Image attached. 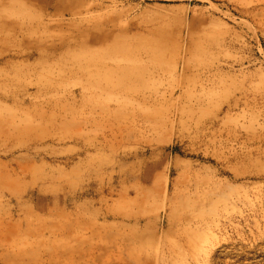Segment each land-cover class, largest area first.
<instances>
[{
    "label": "rangeland",
    "instance_id": "rangeland-1",
    "mask_svg": "<svg viewBox=\"0 0 264 264\" xmlns=\"http://www.w3.org/2000/svg\"><path fill=\"white\" fill-rule=\"evenodd\" d=\"M0 264H264V0H0Z\"/></svg>",
    "mask_w": 264,
    "mask_h": 264
}]
</instances>
